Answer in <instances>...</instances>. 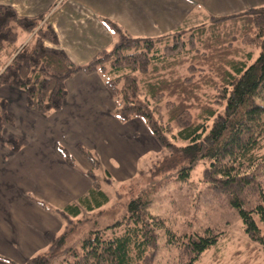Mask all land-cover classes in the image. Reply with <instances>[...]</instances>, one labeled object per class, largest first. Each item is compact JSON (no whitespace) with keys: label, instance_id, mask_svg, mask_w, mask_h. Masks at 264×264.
Returning a JSON list of instances; mask_svg holds the SVG:
<instances>
[{"label":"trees","instance_id":"trees-1","mask_svg":"<svg viewBox=\"0 0 264 264\" xmlns=\"http://www.w3.org/2000/svg\"><path fill=\"white\" fill-rule=\"evenodd\" d=\"M210 19L211 25L196 29L188 41L175 32L155 39L134 37L104 19L120 39L111 51L80 65L61 47L51 26L38 28L42 19L20 17L12 7L0 5V88L24 91L28 108L49 115L63 107L69 79L99 73L118 120L140 119L155 138L163 153L157 169L187 181L204 161L202 180L220 205L238 212L247 238L264 252V102L259 101L264 92V4ZM22 33L31 35L32 44L19 45ZM235 42L256 47L257 57L244 55ZM14 125L8 101L0 97V144L17 153L26 140L3 133ZM57 149L73 163L67 150ZM75 149L91 165L92 187L78 202L57 211L62 231H48L47 248L27 264H157L163 235L177 254L176 264H196L219 244L223 232L217 225L179 233L153 213L155 186L131 199L120 219L89 228L76 241L81 216L101 210L109 197L95 178L97 160L82 144Z\"/></svg>","mask_w":264,"mask_h":264},{"label":"crops","instance_id":"crops-1","mask_svg":"<svg viewBox=\"0 0 264 264\" xmlns=\"http://www.w3.org/2000/svg\"><path fill=\"white\" fill-rule=\"evenodd\" d=\"M44 1L0 0V5L11 6L20 16L37 19L46 11ZM174 1L147 0L150 6L148 11L143 10L146 19L161 15L164 22L171 18L178 21L187 12L194 14L200 12L198 8H204L200 1L192 5L191 0H180L183 14L179 16L178 10H171L173 5L170 2L177 4ZM219 1H228L226 8H220L221 11L233 9L235 5L242 6L221 15L264 4V0H239L236 4L229 0ZM97 14L102 18L106 16L100 9H91L88 19H94V24L89 23L82 29L74 27L69 18L63 23L59 20L62 17L55 16L51 22L61 47L76 64L88 63L113 43L111 34L109 41L105 42L106 36ZM159 30L161 34L170 31ZM66 85L68 95L63 107L49 115L28 108L24 91L0 88V97L8 101L9 112L15 119V125L7 126L3 133L5 136L16 134L26 140V145L17 153L0 144V256L9 259L8 263L0 260V264H26L45 250L48 245L46 233H60L63 229L57 211L89 193L92 187L88 176L91 165L76 151L77 144L103 159L114 181L133 178L139 158L148 151L160 149L142 120L133 119L127 123L118 120L114 100L99 73H78ZM58 146H63L72 161H78V166L74 162L69 164L58 153ZM112 163H117L118 167Z\"/></svg>","mask_w":264,"mask_h":264},{"label":"rangeland","instance_id":"rangeland-1","mask_svg":"<svg viewBox=\"0 0 264 264\" xmlns=\"http://www.w3.org/2000/svg\"><path fill=\"white\" fill-rule=\"evenodd\" d=\"M45 1L43 4L46 11L39 17L42 20L39 22L38 28L41 26L46 27L47 25L51 26L52 20L54 21L55 16H57V18L62 17L59 20L63 23H65L64 19L69 18L74 27L82 29L83 26H88L89 23L91 25L94 24V19H88V11L100 9L101 12H104L105 17L102 18L99 14H97V17L100 19L104 36H106L105 42L109 41V34L113 37V43L109 45L107 51H111L115 43L120 39V34L114 28L112 29L113 25L134 37L142 36L155 39L157 36L175 32V34L183 35L182 37L188 41L190 35L194 34L196 29L211 25L210 15L221 16V14L231 13L242 8V6L238 7V5H235L233 9L229 10L228 8L221 11L220 8H226L228 1L191 0L192 5L200 1L204 8H198L200 12L194 14H188L187 12L186 15H182L180 20L177 19L178 21H174L171 18L164 22L161 15L153 19H146L143 10L145 11L146 9L148 11L150 4L147 3V0L146 2L144 0H50L47 4ZM229 1L233 4L239 2V0ZM174 2L177 4L170 2L173 5V7L170 5L171 10H178V15L181 16L183 14L181 13L183 5L179 3L180 0ZM160 7L161 10L165 11V8ZM134 8L139 11L140 15H144V18L139 17L135 13ZM188 8L191 9V6H188ZM17 15L20 16L18 13ZM104 19L112 23V26H106V20ZM177 24H179L178 27H175ZM159 29H170V31L168 30V32L161 34ZM35 32L32 33V36ZM23 35L26 36V40ZM30 36L22 33L19 41L20 45L27 46ZM235 45L243 49L244 55L252 53L254 57H257L259 53V50L254 46L246 47L242 42L241 44L235 42ZM259 101L264 102V92L259 97ZM61 148L64 149L63 146ZM160 150L148 151L139 158L136 175L133 178L128 180L115 178L116 181L107 172L109 167L103 159L94 152L91 153L98 162V166L94 170L95 178L102 190L107 193L109 203L101 210L85 212L81 216L80 227L82 228V233L75 236L74 239L78 241L89 228L105 227L114 220L120 219L127 203L131 199L137 197L144 190L155 186L151 209L153 213L167 219L174 230L179 233L189 234L217 225L218 229L223 232L219 244L207 251L196 264H264V252L258 244L251 242L247 238L238 212L225 205H220L217 197L214 196L211 186L202 180L205 162L200 161L195 166L187 181L176 180L157 169V165L163 159V153ZM73 162L78 166L79 163L76 159H73ZM112 164L114 167H118L117 163ZM159 248L156 256L157 264L177 263V254L175 250L166 246L164 235L160 236ZM43 252L44 250L38 254ZM59 254H57V257H59ZM0 260L5 263L9 261V259H4L2 256H0ZM52 264H58L57 260L53 261Z\"/></svg>","mask_w":264,"mask_h":264}]
</instances>
